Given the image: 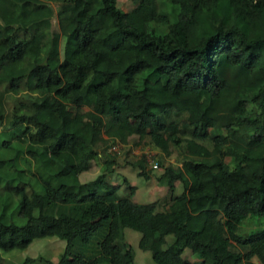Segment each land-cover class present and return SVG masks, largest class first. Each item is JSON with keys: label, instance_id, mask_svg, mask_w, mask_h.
<instances>
[{"label": "trees", "instance_id": "16d2710c", "mask_svg": "<svg viewBox=\"0 0 264 264\" xmlns=\"http://www.w3.org/2000/svg\"><path fill=\"white\" fill-rule=\"evenodd\" d=\"M129 1L0 0V169L27 174L6 186L24 223L0 214V249L56 236L55 264H135L130 229L153 264H264L245 229L264 234V0ZM155 134L179 166L156 176L159 205L134 202L107 148Z\"/></svg>", "mask_w": 264, "mask_h": 264}, {"label": "rangeland", "instance_id": "374dc122", "mask_svg": "<svg viewBox=\"0 0 264 264\" xmlns=\"http://www.w3.org/2000/svg\"><path fill=\"white\" fill-rule=\"evenodd\" d=\"M47 1V0H44ZM52 9H55V4L50 3ZM118 7L127 11L130 9L131 2L129 0H117ZM56 21L55 18L52 19V26L55 27ZM23 126H19L18 129H21ZM1 128V126H0ZM18 131V130H16ZM15 133V129L4 130L3 127L0 129V140L12 138V135ZM151 138L162 141L164 140L163 135L155 134L152 137L145 135L138 144H132L135 142L136 137H132L124 148L121 150L120 154L115 157L114 162L112 163L111 171L107 175L108 180L115 183H120L123 178L127 179L128 185L135 186L133 194L130 199L132 201L137 200L139 203L151 202L158 200V205L160 201L166 198L167 188L165 185L159 184L156 180V176L162 173L163 167L168 165H178L180 156L178 154V149L176 146V141L169 139L167 141V150L168 154L160 146L153 143ZM15 141V139H12ZM150 154L154 157L156 161L159 162L158 169H151L149 164L144 163L145 173L148 178L143 179L141 176L136 175L137 170H140L142 166L141 162H144L143 157L139 154ZM226 161H229L228 158H225ZM140 163L137 168H133L129 165L130 162ZM155 163L154 161H152ZM99 162L95 167L92 166L89 173V177H93L99 172L101 166ZM146 164V165H145ZM22 167V165H19ZM20 167V168H21ZM25 168V166H23ZM120 172V174H119ZM27 174L18 173L13 174L3 166L0 169V214H3L6 221H11L17 225L24 223V218L19 215L16 211V201L17 196L11 192V189L8 187H16L19 180H24L27 178ZM174 186H178L179 182L174 181ZM179 188L175 192H179ZM123 189H119L117 194H123ZM105 216L107 214V207L104 203L97 202L93 208L92 215ZM244 226V225H243ZM245 229L250 231L254 237L259 238L264 243V234L262 233L259 225L251 224L246 225ZM139 233L130 229H124V241L127 242L131 249L133 250L134 263L135 264H153L150 258L148 251H142L137 247V240ZM91 246V244L88 245ZM64 249V241L56 236H44L40 238H35L30 241V243L24 248H13L9 250L0 249V264H55L59 254ZM83 249V248H82ZM183 258H190V254L187 251H183ZM29 259V261H25ZM212 264H216L213 262Z\"/></svg>", "mask_w": 264, "mask_h": 264}, {"label": "clouds", "instance_id": "9594fccd", "mask_svg": "<svg viewBox=\"0 0 264 264\" xmlns=\"http://www.w3.org/2000/svg\"><path fill=\"white\" fill-rule=\"evenodd\" d=\"M115 142H117L118 144H119V149H118V151H116V152H112V153H116L117 155H119L120 154V152H121V150L124 148V146H125V144L124 143H121V142H119L118 140H116ZM110 147V146H109ZM109 147L107 148V150L109 149ZM140 156H142L143 157V160H144V162L143 163H146V164H149V166H150V168L151 169H158L160 166L159 165H157V161L154 159V157L153 156H151L150 154H139ZM148 157V158H147ZM152 161H154L155 163H156V167L154 168V167H152ZM145 164V165H146ZM113 166V165H112ZM176 166H179V164L178 165H176ZM113 183V182H112ZM116 183V182H115ZM115 183H113V184H115ZM159 184H161V183H159ZM173 187H174V193H175V190H177L178 188L180 189V187H178V186H174V184H173ZM177 193V192H176ZM135 202V201H134ZM254 264H259L257 261H255L254 260Z\"/></svg>", "mask_w": 264, "mask_h": 264}, {"label": "built area", "instance_id": "2783aa9c", "mask_svg": "<svg viewBox=\"0 0 264 264\" xmlns=\"http://www.w3.org/2000/svg\"><path fill=\"white\" fill-rule=\"evenodd\" d=\"M118 149H119V144L117 142H114V143H112V145H110L108 151L116 152V151H118ZM152 167L155 168L156 167V163H152Z\"/></svg>", "mask_w": 264, "mask_h": 264}, {"label": "crops", "instance_id": "0c3cea01", "mask_svg": "<svg viewBox=\"0 0 264 264\" xmlns=\"http://www.w3.org/2000/svg\"><path fill=\"white\" fill-rule=\"evenodd\" d=\"M135 202H138L137 200H135Z\"/></svg>", "mask_w": 264, "mask_h": 264}]
</instances>
